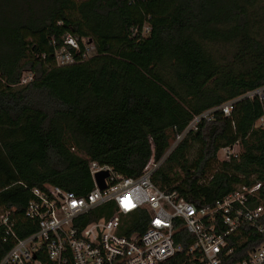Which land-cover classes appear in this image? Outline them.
<instances>
[{"label":"trees","instance_id":"1","mask_svg":"<svg viewBox=\"0 0 264 264\" xmlns=\"http://www.w3.org/2000/svg\"><path fill=\"white\" fill-rule=\"evenodd\" d=\"M145 21L148 35L131 36ZM66 34L90 37L94 54L57 66L53 53ZM23 71L32 75L24 84ZM261 87L264 0H0V205L25 237L36 231L22 217L32 188L86 195L92 178L73 147L130 177L153 153L156 186L211 206L238 184L264 182V128L256 125L264 101L244 96ZM228 101L229 115L215 110L168 152L169 132ZM236 142L239 155L218 161ZM262 240L253 232L242 245ZM11 246L0 231V256Z\"/></svg>","mask_w":264,"mask_h":264},{"label":"built area","instance_id":"2","mask_svg":"<svg viewBox=\"0 0 264 264\" xmlns=\"http://www.w3.org/2000/svg\"><path fill=\"white\" fill-rule=\"evenodd\" d=\"M149 31L145 21L131 28V36L142 38ZM62 39V46L53 53L57 66L83 61L94 54L88 36L66 34ZM31 78L29 73L21 83ZM254 95L264 101V87L244 94ZM233 102L194 114L181 133L172 135L168 152L188 132L195 131L201 120H210L215 110L229 115ZM256 125L264 128V115ZM237 146L238 142L222 147L223 160L237 157ZM71 151L87 161L92 189L80 196L50 183L32 188L22 217L30 220L36 231L25 237L16 233L14 211L0 205L2 242L12 243L0 256V264H40L39 251L52 264H264V240L250 248L242 245L250 233H264V202L260 197L263 181L238 184L211 206L196 207L177 192L164 191L152 182L151 174L157 167L153 153L139 175L130 177L73 147ZM104 170L108 174L105 187L100 188L95 174ZM92 212L100 215L85 221Z\"/></svg>","mask_w":264,"mask_h":264},{"label":"rangeland","instance_id":"3","mask_svg":"<svg viewBox=\"0 0 264 264\" xmlns=\"http://www.w3.org/2000/svg\"><path fill=\"white\" fill-rule=\"evenodd\" d=\"M213 48L215 49V50H217V52L218 53H221V54H225V55H229V53H230V51L232 50V47L231 46H229V45H226V46H216V45H214L213 46ZM29 76V72H27V71H23V73H22V77H28ZM169 141H170V144H172V142H173V137H172V134H171V132H169ZM238 150H241V146H240V144H239V146H237L236 147ZM223 152L222 151H218L217 152V160L218 161H221V160H223Z\"/></svg>","mask_w":264,"mask_h":264},{"label":"water","instance_id":"4","mask_svg":"<svg viewBox=\"0 0 264 264\" xmlns=\"http://www.w3.org/2000/svg\"><path fill=\"white\" fill-rule=\"evenodd\" d=\"M107 174H108V172L106 170L100 171V172L95 174L96 183L100 188L105 187L104 178L107 176Z\"/></svg>","mask_w":264,"mask_h":264}]
</instances>
